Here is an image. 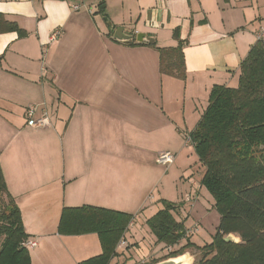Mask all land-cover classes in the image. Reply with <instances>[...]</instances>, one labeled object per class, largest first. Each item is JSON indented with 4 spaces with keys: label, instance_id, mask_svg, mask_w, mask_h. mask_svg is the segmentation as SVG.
Here are the masks:
<instances>
[{
    "label": "crops",
    "instance_id": "1",
    "mask_svg": "<svg viewBox=\"0 0 264 264\" xmlns=\"http://www.w3.org/2000/svg\"><path fill=\"white\" fill-rule=\"evenodd\" d=\"M100 2L105 17L97 13ZM0 15L26 33H0L7 192L27 240L36 243L26 247L31 264H79L101 254V246L94 233L59 235L62 209L130 214L145 206L148 190L164 178L157 155L171 152L177 160L189 149L184 137L213 86L238 80L240 62L264 27V0H0ZM117 28L137 45L114 40ZM148 43L181 45L183 80L160 73L159 54ZM30 106L35 118L47 112V127L26 125ZM133 245L138 261L151 253L139 240ZM159 246L165 248L157 244L153 252Z\"/></svg>",
    "mask_w": 264,
    "mask_h": 264
},
{
    "label": "trees",
    "instance_id": "2",
    "mask_svg": "<svg viewBox=\"0 0 264 264\" xmlns=\"http://www.w3.org/2000/svg\"><path fill=\"white\" fill-rule=\"evenodd\" d=\"M96 8L105 17L104 2ZM2 32H14L18 38L26 36L25 31L0 15ZM173 36L179 39L178 29ZM147 45L159 54L161 74L184 79L180 43L171 49ZM186 139L203 168L201 185L220 215L211 243L196 247L202 255L195 264H264V41H257L240 62L236 88L213 86L206 109ZM0 195L6 199L0 210V264H31L20 211L7 192L1 167ZM159 204L160 209L145 223L155 243L170 248L182 240L186 242L162 261L179 256L182 249L193 244L183 224L173 217L178 206L163 199ZM132 219L124 212L88 205L63 208L57 233L96 234L101 254L79 264H109L117 256L116 247ZM228 234H235L240 242H225L223 238Z\"/></svg>",
    "mask_w": 264,
    "mask_h": 264
},
{
    "label": "rangeland",
    "instance_id": "3",
    "mask_svg": "<svg viewBox=\"0 0 264 264\" xmlns=\"http://www.w3.org/2000/svg\"><path fill=\"white\" fill-rule=\"evenodd\" d=\"M79 9L80 6L77 10L73 11H78ZM111 12L114 13V9ZM229 85L231 86L230 88H236L238 80L235 78ZM186 140L185 135L184 143L185 145H189L186 143ZM189 147V149L183 150L182 155L177 160H175V154L169 152L174 156L175 162L173 160L174 163L172 162L168 166H162L165 168L163 173L162 168L158 167L160 176L163 175L164 178H161V181L159 180L153 183V187L148 190L145 196L147 199L145 206L139 211L133 210L130 212V215L133 217V224L127 227L123 235L126 244L116 247L118 256L112 259L109 264H151L166 258L184 246L186 242L182 240L179 244L170 248L160 249L159 246L156 249L157 252H153V248L157 244L154 243V236L145 223L150 218V215L160 209L161 206L158 202L162 198L178 206L177 208L175 207V212L172 213L173 217L176 221L183 224L187 232L188 240L194 246H188L182 249V254L179 256H189L192 260L190 264H195L201 258L202 253L196 247H203L211 243L220 222V215L214 208L213 198L204 186L201 185L203 168L198 162L193 148L190 145ZM193 183L195 184L192 185ZM5 202V195H0V210ZM233 235L236 236L235 234ZM1 239L0 237V242ZM138 240L142 242L143 247H147L151 252L148 256H143L141 258L142 261L141 259L138 261L136 257L138 256L139 258L140 256L131 250L135 248L133 244ZM85 241L87 244H93V240L90 238L85 239ZM128 256L132 257V261H129L130 258Z\"/></svg>",
    "mask_w": 264,
    "mask_h": 264
},
{
    "label": "built area",
    "instance_id": "4",
    "mask_svg": "<svg viewBox=\"0 0 264 264\" xmlns=\"http://www.w3.org/2000/svg\"><path fill=\"white\" fill-rule=\"evenodd\" d=\"M79 6L75 5L72 6L73 10H77ZM59 33L58 31H54L51 36L50 40L53 41L58 37ZM257 40L258 41H264V27L260 28L259 31L257 32ZM35 114V108L34 107H28L26 109V125L31 127V128H45L49 125V118L47 115V112L45 110L42 111V114L39 118L34 117ZM186 143H188V140H186ZM174 160V156L170 154L169 152H162L157 155L156 162L157 164L161 166H168L170 165ZM125 242L124 240L120 241L118 245H124ZM36 245L35 242L32 241H26L25 246L26 247H34Z\"/></svg>",
    "mask_w": 264,
    "mask_h": 264
},
{
    "label": "water",
    "instance_id": "5",
    "mask_svg": "<svg viewBox=\"0 0 264 264\" xmlns=\"http://www.w3.org/2000/svg\"><path fill=\"white\" fill-rule=\"evenodd\" d=\"M113 39L119 42H126V41L132 40L133 37L124 34L122 28H117V30L115 31L113 35ZM136 41L137 42L140 41L138 37ZM223 240L225 242H232V243H238L240 241L239 238H237L233 234H228L226 237L223 238ZM154 264H190V258L189 257L185 258V255H181L177 257L167 258L165 260L159 261Z\"/></svg>",
    "mask_w": 264,
    "mask_h": 264
},
{
    "label": "bare ground",
    "instance_id": "6",
    "mask_svg": "<svg viewBox=\"0 0 264 264\" xmlns=\"http://www.w3.org/2000/svg\"><path fill=\"white\" fill-rule=\"evenodd\" d=\"M186 257L188 258V256H187V255H185V258H186Z\"/></svg>",
    "mask_w": 264,
    "mask_h": 264
}]
</instances>
